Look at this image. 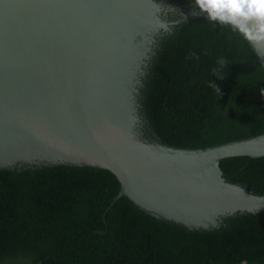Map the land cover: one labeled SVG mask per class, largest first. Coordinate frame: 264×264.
Masks as SVG:
<instances>
[{
	"label": "water",
	"instance_id": "obj_1",
	"mask_svg": "<svg viewBox=\"0 0 264 264\" xmlns=\"http://www.w3.org/2000/svg\"><path fill=\"white\" fill-rule=\"evenodd\" d=\"M176 10L165 0H0V169L106 168L121 183L111 205L128 197L190 230L264 210V195L220 166L263 157L264 133L201 148L145 136L139 97L157 38L207 17L182 8L169 21ZM252 48L264 67V50Z\"/></svg>",
	"mask_w": 264,
	"mask_h": 264
},
{
	"label": "trees",
	"instance_id": "obj_2",
	"mask_svg": "<svg viewBox=\"0 0 264 264\" xmlns=\"http://www.w3.org/2000/svg\"><path fill=\"white\" fill-rule=\"evenodd\" d=\"M142 84L145 136L201 148L264 133V67L249 42L207 17L161 31ZM220 166L227 181L264 195V156ZM120 188L97 166L0 169V264H264V210L190 230L128 197L111 205Z\"/></svg>",
	"mask_w": 264,
	"mask_h": 264
},
{
	"label": "clouds",
	"instance_id": "obj_3",
	"mask_svg": "<svg viewBox=\"0 0 264 264\" xmlns=\"http://www.w3.org/2000/svg\"><path fill=\"white\" fill-rule=\"evenodd\" d=\"M193 3L210 21L229 26L258 52L264 50V0H193ZM160 26L167 27L163 21ZM218 63L223 66L224 58H219Z\"/></svg>",
	"mask_w": 264,
	"mask_h": 264
},
{
	"label": "flooded vegetation",
	"instance_id": "obj_4",
	"mask_svg": "<svg viewBox=\"0 0 264 264\" xmlns=\"http://www.w3.org/2000/svg\"><path fill=\"white\" fill-rule=\"evenodd\" d=\"M165 1H167V2L172 1V2H173V0H165ZM174 2L177 3V0L174 1ZM184 6H185V7H186V6L188 7L187 3H186V4L182 3V4L178 5V8H179V9H182ZM176 8H177V7H176ZM165 9H166V7H165ZM167 14H168V17H167L168 20H170L171 17H175V16H176V17H180V16H181V15H180V11H179V12H176L177 15H176V14H169V12H168ZM178 15H179V16H178ZM176 17H175V19H176Z\"/></svg>",
	"mask_w": 264,
	"mask_h": 264
},
{
	"label": "rangeland",
	"instance_id": "obj_5",
	"mask_svg": "<svg viewBox=\"0 0 264 264\" xmlns=\"http://www.w3.org/2000/svg\"><path fill=\"white\" fill-rule=\"evenodd\" d=\"M174 1H176V0H173V2H172V1H169V2L165 1V3H166L168 6H171V7H173V8H176V7L178 8L177 3L174 2Z\"/></svg>",
	"mask_w": 264,
	"mask_h": 264
}]
</instances>
